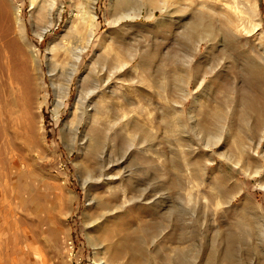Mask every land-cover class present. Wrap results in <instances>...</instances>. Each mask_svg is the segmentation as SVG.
<instances>
[{
  "label": "rangeland",
  "instance_id": "rangeland-1",
  "mask_svg": "<svg viewBox=\"0 0 264 264\" xmlns=\"http://www.w3.org/2000/svg\"><path fill=\"white\" fill-rule=\"evenodd\" d=\"M134 1L95 0L56 114L85 0H0V264H264V0ZM97 57L129 63L65 138Z\"/></svg>",
  "mask_w": 264,
  "mask_h": 264
},
{
  "label": "bare ground",
  "instance_id": "bare-ground-1",
  "mask_svg": "<svg viewBox=\"0 0 264 264\" xmlns=\"http://www.w3.org/2000/svg\"><path fill=\"white\" fill-rule=\"evenodd\" d=\"M112 2H113V4L120 5L121 3H126V2L132 3V0H112ZM133 2H135V1L133 0ZM52 3L53 2H50L48 7L43 8V10L45 9L46 11L47 10L49 11L50 8L52 7ZM94 3H95V0H85L83 7H81L82 11H83L82 14H83L84 20H85L84 30L82 31L81 34L77 35L76 38H77L78 42L76 43V46H73L69 50L70 55H71V61L68 63V65L65 67V69L61 70L62 71L61 75L63 76V81L55 84L56 86H55L54 90L56 92V99H55L54 104H55V109H56L55 113L56 114L58 113L59 108L62 106L64 100L67 97L68 90L70 87V83H71L73 76L76 73L77 68H78V63L80 62V59L83 56L84 51L87 49V47L89 46V44L91 43V41L94 37V34H95V17H96L94 14V10H93L94 9V6H93ZM151 3H152V1H147V2L144 1L143 4L146 6H150ZM160 9L162 11H164L167 8L164 6L163 7L161 6ZM16 10L18 12L19 8L16 7ZM40 10H38L39 12H37L33 16L34 17V21H33L34 22V24H33L34 32L39 38H41L44 35V33L48 30V28L53 24V21L50 18V16L48 15V16L44 17L41 14L42 12L40 13ZM140 15H141L140 14V8L137 10V12L134 16H131V15L129 16L128 14H126V16L131 17L132 20L136 17H139ZM16 18H17L18 22L21 23V18L19 16V14H17V13H16ZM118 20L119 19L117 18L114 20V22H118ZM69 30L71 31V30H73V28H70ZM33 56L36 57L35 52H33ZM97 58L98 59H96L94 61L92 67L89 68V71L87 72V74L81 79V83L79 85L80 88L78 90L79 92H78V95H77V97L75 99V103H74V110L72 109V111H73L72 115H75L74 120H72V119L65 120V122L63 123V131H64V137L65 138L66 137L74 138L76 136V133L78 132V125H79L80 121L84 120L85 122H87L86 120L88 118H90L89 116H91V115H92V118L90 119V121L92 123L93 122L96 123V121H97V115L96 114L98 113V106H97V102L94 101L95 95H97L98 92H100L101 94H104V92L110 86V83H112L111 81L113 80L114 75L121 72L123 70V68L128 66V63H129L128 61H123V62L121 61L120 64H113L111 67L110 66L107 67L104 64L105 61L102 60L101 57H97ZM51 65L55 69L58 67V65L55 62H51ZM94 65H95V67H94ZM104 72L107 73V76L105 78H104ZM87 136H88L87 140H89V142L87 144H89V147L93 151L94 150L96 151V148L100 143L99 140L97 139V137L95 138L92 135V133H89ZM72 141H73V139H72ZM91 175L92 174H90L88 172L87 179H92ZM98 261H99L98 264H105V261L103 259H101V261L100 260H98Z\"/></svg>",
  "mask_w": 264,
  "mask_h": 264
}]
</instances>
